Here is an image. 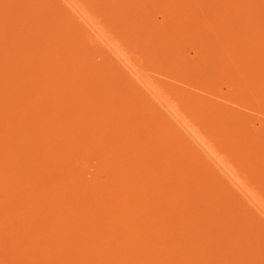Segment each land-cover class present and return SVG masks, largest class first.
Returning a JSON list of instances; mask_svg holds the SVG:
<instances>
[{
  "label": "bare ground",
  "instance_id": "6f19581e",
  "mask_svg": "<svg viewBox=\"0 0 264 264\" xmlns=\"http://www.w3.org/2000/svg\"><path fill=\"white\" fill-rule=\"evenodd\" d=\"M0 264H264V0H0Z\"/></svg>",
  "mask_w": 264,
  "mask_h": 264
},
{
  "label": "rangeland",
  "instance_id": "374dc122",
  "mask_svg": "<svg viewBox=\"0 0 264 264\" xmlns=\"http://www.w3.org/2000/svg\"><path fill=\"white\" fill-rule=\"evenodd\" d=\"M227 93H225V90H224V95H226ZM236 98V97H235ZM156 205V204H155Z\"/></svg>",
  "mask_w": 264,
  "mask_h": 264
}]
</instances>
